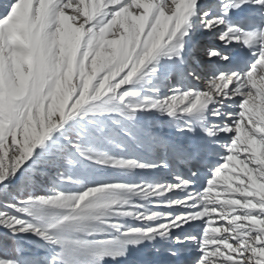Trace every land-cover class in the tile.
Listing matches in <instances>:
<instances>
[{
	"label": "snow or ice",
	"instance_id": "snow-or-ice-1",
	"mask_svg": "<svg viewBox=\"0 0 264 264\" xmlns=\"http://www.w3.org/2000/svg\"><path fill=\"white\" fill-rule=\"evenodd\" d=\"M0 264H264V0H0Z\"/></svg>",
	"mask_w": 264,
	"mask_h": 264
}]
</instances>
